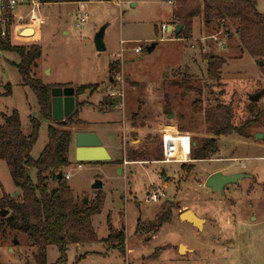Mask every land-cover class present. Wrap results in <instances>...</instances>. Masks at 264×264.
Instances as JSON below:
<instances>
[{
	"label": "rangeland",
	"instance_id": "obj_1",
	"mask_svg": "<svg viewBox=\"0 0 264 264\" xmlns=\"http://www.w3.org/2000/svg\"><path fill=\"white\" fill-rule=\"evenodd\" d=\"M256 3L258 13L264 14V0ZM173 8L161 0L81 4L53 0L41 7L44 22L39 33L29 29V38H10L15 46L42 47L34 76L44 85L92 88L76 99L75 124L69 126L65 120L72 140L67 154L71 166L63 174L69 176L67 184L75 200L87 199L90 204L95 197L101 198L100 210L92 218L97 241L68 246L61 263L58 250L49 246L47 264H264V137L254 141L256 133L264 135V94L256 103L249 101L264 90V61L242 51L233 22L207 27L197 18L189 39L163 31L162 25L174 24ZM81 13L88 18L78 28ZM101 29L105 51L98 53L93 40ZM226 30L229 35H224ZM37 34V39H31ZM211 37L224 41L225 49ZM136 48H141L140 53H135ZM209 54L225 60L218 81L206 75ZM18 61L15 53L0 49V125L2 115L17 110L21 130L28 135L29 117L37 118L40 132L30 155L36 160L47 144L49 122L41 119L36 98L21 83L14 66ZM111 63L117 68L110 73ZM5 86L10 88L9 95ZM197 91L202 92L203 108L216 102L229 104L237 127L256 114L262 117L247 130V139L234 134L218 138L210 159L162 164L160 141L165 126L192 139L211 138L203 115L191 109L199 98ZM89 128L108 148L111 159L98 162L103 164L83 162L78 168L75 137ZM183 149L186 154L187 147ZM133 152L142 161L125 162L126 154ZM182 165L194 166L189 176ZM214 172L248 177L223 194L211 193L205 182ZM29 173L34 180L36 171ZM96 180L102 184L100 189H92ZM153 189L166 198L146 201ZM3 195L17 199L19 190L0 159V198ZM184 210L205 221L202 230L180 220ZM108 218L113 233L124 232V252L116 248V242L105 241L110 234ZM180 245L185 248L179 253ZM36 254L26 236L5 229L0 217V264H36Z\"/></svg>",
	"mask_w": 264,
	"mask_h": 264
},
{
	"label": "trees",
	"instance_id": "obj_2",
	"mask_svg": "<svg viewBox=\"0 0 264 264\" xmlns=\"http://www.w3.org/2000/svg\"><path fill=\"white\" fill-rule=\"evenodd\" d=\"M51 3L53 0H41ZM76 3L88 2V0H73ZM111 1V0H99ZM173 4L172 17L174 24L181 25L178 39H189L192 32L193 21L202 18L208 27L214 23L224 24L225 21L236 24L235 33L242 51L257 59L264 61V14L258 13L256 0H161ZM229 35V31H225ZM0 49L15 53L19 64H14L19 74L21 83L28 87L36 98L38 114L41 119L49 122L46 128L47 144L40 156L32 159V147L37 141L40 129V121L29 117L30 133L24 134L21 130L20 115L17 110L8 115H2L3 124L0 125V159L7 166L11 181L19 190L17 199L9 195L0 198V210L8 212L6 218H1L2 226L8 231H13L26 236L27 240L36 250V264H47V248L53 246L58 250L60 257L58 263L66 259L67 247L70 245L90 244L97 241L92 228V218L97 214L101 206V198L95 197L92 203L85 204L73 198L67 181L64 180V169L71 166L67 159L69 145L72 140V131L69 126L74 113L63 120H52L50 91L59 87L44 85L41 80L35 78L34 71L37 61L42 55L40 45L15 46L7 37L0 39ZM206 75L210 80L218 81L219 72L225 64L222 57L209 54L207 57ZM116 66V65H115ZM109 65L110 73L115 68ZM117 68V66H116ZM7 94H10L9 86H5ZM92 90L91 86H80L74 90L76 99L86 91ZM196 99L191 109L196 115H203V124L206 134L211 138H191L192 146L190 160L200 161L210 159L217 151V139L237 135L243 139L249 137L247 130L253 126L262 114H256L254 119H247L241 127L233 124L234 110L229 104L216 102L210 108H203L202 92L197 91ZM80 105V104H79ZM253 104H250L252 106ZM253 111V110H251ZM125 162L142 161L136 153H127ZM122 161L111 162L121 165ZM94 164H103L93 162ZM92 164V163H89ZM186 176L193 171V165H182ZM36 171L35 179L29 171ZM58 175H61L59 178ZM110 234L106 242H116V248L124 252L125 235L123 231L113 233L110 218L107 219Z\"/></svg>",
	"mask_w": 264,
	"mask_h": 264
},
{
	"label": "water",
	"instance_id": "obj_3",
	"mask_svg": "<svg viewBox=\"0 0 264 264\" xmlns=\"http://www.w3.org/2000/svg\"><path fill=\"white\" fill-rule=\"evenodd\" d=\"M181 25H176L174 28L172 26L167 27V32L175 31V33H179L181 30ZM103 35L104 29H101L94 37L93 43L95 44V49L98 53H102L105 51V45L103 44ZM153 49V46L147 49V52H150ZM262 63V62H261ZM261 65V64H260ZM264 94V90L259 92L256 95H253L249 98L251 103H256L261 95ZM51 96V113H52V120H63L64 118L68 117L74 110L75 106V96H74V89L71 88H60L56 87L51 89L50 91ZM172 115L169 116L171 118ZM264 137L263 134L256 133L254 135V141L262 140ZM194 147L195 143H191ZM75 161L77 163H92V162H109L111 159L110 155L108 154L106 148L102 146L99 138L94 132H87V133H78L75 137ZM118 172H121V169H118ZM60 178L61 175H58ZM248 177L242 173H232L229 175H223L220 172H214L205 182V187L210 190L211 193L219 192L221 194L230 187V185H237L239 181ZM164 181L167 179L163 177ZM102 184L99 180H96L93 183L92 189H100ZM88 200L85 199L84 203L87 204ZM8 212L5 210H0V217L6 218ZM180 220L190 224L193 228L202 230L201 227L205 222L203 219L199 218L190 210H184L180 214ZM185 248L184 246L180 245V250Z\"/></svg>",
	"mask_w": 264,
	"mask_h": 264
},
{
	"label": "built area",
	"instance_id": "obj_4",
	"mask_svg": "<svg viewBox=\"0 0 264 264\" xmlns=\"http://www.w3.org/2000/svg\"><path fill=\"white\" fill-rule=\"evenodd\" d=\"M46 3L41 0H0V39L5 38H18L20 36L29 38L26 33L29 29H36L37 33L41 30L43 24V15L41 7ZM83 12L82 9H80ZM88 16L86 14L77 15L76 27L81 28L87 21ZM23 31L19 34L18 31ZM161 29L166 31V27L162 25ZM224 33V32H223ZM224 35H227L226 32ZM33 37L31 39H37ZM212 39L218 41V46L221 50L225 49V42L217 40L215 37ZM135 53H140L141 48H136ZM112 96H115L111 94ZM162 144V164H178L187 163L189 161L190 153L192 149L191 138L186 133L176 132L174 130H168V127L162 130L161 141ZM187 147V158H179V152ZM78 164V168H81V164ZM64 180L67 181L69 176L64 174ZM146 201L153 203L160 202L166 198L162 192L158 189H153Z\"/></svg>",
	"mask_w": 264,
	"mask_h": 264
},
{
	"label": "crops",
	"instance_id": "obj_5",
	"mask_svg": "<svg viewBox=\"0 0 264 264\" xmlns=\"http://www.w3.org/2000/svg\"><path fill=\"white\" fill-rule=\"evenodd\" d=\"M77 4H81V3H77ZM171 26H172V25H171ZM175 26H176V25H175ZM167 27H168V26H167ZM172 27H173V26H172ZM173 28H174V27H173ZM166 31H167V28H166ZM69 129H70V128H69ZM86 131H87V132H91V131H93V129L89 128V129H87ZM93 132H94V131H93ZM106 149H107V152H108V148H106ZM108 154H109V152H108ZM189 161H191L190 158H189ZM191 162H193V161H191ZM235 173H236V172H235ZM19 193H20V192H19ZM7 196H8V195H7ZM9 196H10V195H9ZM204 223H205V222H204ZM204 223H203V224H204Z\"/></svg>",
	"mask_w": 264,
	"mask_h": 264
},
{
	"label": "bare ground",
	"instance_id": "obj_6",
	"mask_svg": "<svg viewBox=\"0 0 264 264\" xmlns=\"http://www.w3.org/2000/svg\"><path fill=\"white\" fill-rule=\"evenodd\" d=\"M36 30V29H35ZM185 150L183 149V150H181L180 152H179V158H185L186 157V154H185Z\"/></svg>",
	"mask_w": 264,
	"mask_h": 264
},
{
	"label": "flooded vegetation",
	"instance_id": "obj_7",
	"mask_svg": "<svg viewBox=\"0 0 264 264\" xmlns=\"http://www.w3.org/2000/svg\"><path fill=\"white\" fill-rule=\"evenodd\" d=\"M231 186V185H230ZM229 188V187H228ZM228 188L226 190H228Z\"/></svg>",
	"mask_w": 264,
	"mask_h": 264
}]
</instances>
